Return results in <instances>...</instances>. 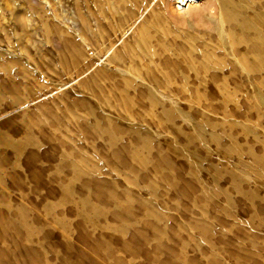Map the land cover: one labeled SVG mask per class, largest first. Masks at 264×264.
Instances as JSON below:
<instances>
[{
    "label": "rangeland",
    "instance_id": "1",
    "mask_svg": "<svg viewBox=\"0 0 264 264\" xmlns=\"http://www.w3.org/2000/svg\"><path fill=\"white\" fill-rule=\"evenodd\" d=\"M213 2L0 0V264H264V50Z\"/></svg>",
    "mask_w": 264,
    "mask_h": 264
},
{
    "label": "bare ground",
    "instance_id": "2",
    "mask_svg": "<svg viewBox=\"0 0 264 264\" xmlns=\"http://www.w3.org/2000/svg\"><path fill=\"white\" fill-rule=\"evenodd\" d=\"M171 1H173L174 4L178 5L179 7L186 6L187 4H194V3L199 2V0H171ZM252 1L253 0H214L213 2L214 6L212 8L215 12L216 11L218 12V15H219L218 18L220 19V24L222 26V29L225 28V26L230 27L231 24H239V25H242L245 29H247V31L248 30L252 31L253 33L252 45L256 47L259 52L251 60L244 59L243 66L247 69H260L263 65L262 50H264L263 49L264 48V29H263L264 18L263 16H258L257 14H254V15L253 14L251 15L243 14V8L250 7L252 5ZM73 164L75 165L74 162ZM83 164L79 166L81 167ZM74 165L73 167L75 169L76 165L75 166Z\"/></svg>",
    "mask_w": 264,
    "mask_h": 264
}]
</instances>
